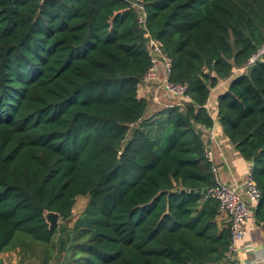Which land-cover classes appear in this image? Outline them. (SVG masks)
<instances>
[{"label": "trees", "instance_id": "16d2710c", "mask_svg": "<svg viewBox=\"0 0 264 264\" xmlns=\"http://www.w3.org/2000/svg\"><path fill=\"white\" fill-rule=\"evenodd\" d=\"M143 9L141 26L124 0H0V255L28 240L55 248L57 264L225 262L228 224L208 194L189 193L215 185L202 129L224 82L216 118L251 165L264 225V56L250 62L264 0ZM145 32L170 58L169 80L187 86L149 118L137 95ZM77 197L87 204L65 230ZM45 212L62 224L48 228Z\"/></svg>", "mask_w": 264, "mask_h": 264}, {"label": "built area", "instance_id": "2783aa9c", "mask_svg": "<svg viewBox=\"0 0 264 264\" xmlns=\"http://www.w3.org/2000/svg\"><path fill=\"white\" fill-rule=\"evenodd\" d=\"M135 11L138 25H144L143 0H124ZM149 59V66L142 74L139 87H147L162 90L167 96L175 98L179 103L186 96V84L175 83L169 80L171 60L164 53L160 42L151 38L146 32L143 35ZM211 164L215 185L208 190L207 194L216 202L218 214L227 217L229 226V247L226 259H230L236 251L237 243L242 239L248 220L253 216L259 199L260 191L252 178L251 165L247 168L242 179L233 184L220 181L217 169L214 165L213 153L205 147L203 154ZM250 264H264V256L255 255Z\"/></svg>", "mask_w": 264, "mask_h": 264}, {"label": "crops", "instance_id": "0c3cea01", "mask_svg": "<svg viewBox=\"0 0 264 264\" xmlns=\"http://www.w3.org/2000/svg\"><path fill=\"white\" fill-rule=\"evenodd\" d=\"M240 70L238 71L241 72ZM225 85L224 82L212 90L206 109L213 119V124L209 129H202V131L205 147L213 153L214 165L220 181L233 184L242 179L250 164L244 161L229 143L216 118V98ZM137 95L148 102L145 118L151 117L168 106L179 104L177 99L167 96L156 87L149 89L138 86ZM217 220L220 224H228L227 217L223 215L218 216ZM255 255L264 256V225L257 224L252 216L247 222L242 239L237 243L236 251L232 253L230 259H226L222 264H250Z\"/></svg>", "mask_w": 264, "mask_h": 264}, {"label": "rangeland", "instance_id": "374dc122", "mask_svg": "<svg viewBox=\"0 0 264 264\" xmlns=\"http://www.w3.org/2000/svg\"><path fill=\"white\" fill-rule=\"evenodd\" d=\"M263 56L264 46H262L258 50L257 54L250 60V62L254 61L257 58H263ZM86 204V197H77L75 199L72 208V216L67 221H65V223H63L65 230H68L73 226L74 222L84 211ZM60 224H62V222L58 221L56 226ZM0 258L3 264H45V259H47V264H57L55 248H52L51 252L45 255L43 248L39 247L34 242H30L28 240H24L21 241V243H17L10 250L3 252L0 255Z\"/></svg>", "mask_w": 264, "mask_h": 264}, {"label": "water", "instance_id": "95a60500", "mask_svg": "<svg viewBox=\"0 0 264 264\" xmlns=\"http://www.w3.org/2000/svg\"><path fill=\"white\" fill-rule=\"evenodd\" d=\"M183 191L184 190H181V192ZM194 192L197 194L202 193L204 196L207 195V191H201L200 189L189 191V193H194ZM44 219H45V222L48 224V228H52L57 225L59 221V216L57 213H54V212H45Z\"/></svg>", "mask_w": 264, "mask_h": 264}]
</instances>
